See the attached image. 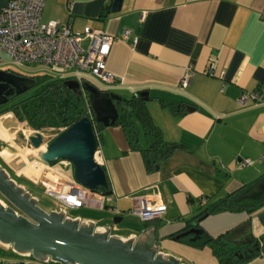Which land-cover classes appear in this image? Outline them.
Returning a JSON list of instances; mask_svg holds the SVG:
<instances>
[{
  "label": "crops",
  "instance_id": "crops-1",
  "mask_svg": "<svg viewBox=\"0 0 264 264\" xmlns=\"http://www.w3.org/2000/svg\"><path fill=\"white\" fill-rule=\"evenodd\" d=\"M4 3L0 0V7ZM111 3L44 0L39 20L63 23L70 18L72 31L90 26L115 36L105 64L115 81L108 90L124 100L146 91L149 98L142 101L161 137L181 146L149 171L124 129L112 125L95 130L96 162L110 184L106 203L116 207L118 212L112 215L122 219L109 224L77 217L107 225L113 235L125 239L155 227L159 249L174 254L161 246L176 239L174 247L192 248L176 237L187 231V222L204 206L264 176V0H122L117 12L110 11ZM122 29L129 30L127 39L119 37ZM185 74L190 79L181 88ZM241 93L248 94L243 105L237 100ZM165 103L176 104L178 110L171 111ZM3 122L0 130L10 124ZM141 135L138 147L146 146ZM29 150L28 156L35 155L36 150ZM14 152L12 160L20 158L17 166L22 150ZM14 174L13 179L19 176ZM138 194L160 198L165 210L139 225V217L129 212L131 197ZM249 216L223 211L197 223L212 238L249 220L248 233L260 236L264 228ZM0 247L14 253L8 246ZM243 264H264V258L256 253Z\"/></svg>",
  "mask_w": 264,
  "mask_h": 264
},
{
  "label": "water",
  "instance_id": "water-1",
  "mask_svg": "<svg viewBox=\"0 0 264 264\" xmlns=\"http://www.w3.org/2000/svg\"><path fill=\"white\" fill-rule=\"evenodd\" d=\"M121 2L122 0H112L110 11H119ZM33 79L11 70H0V95L3 86H10L15 90L14 95H20L34 87ZM59 84L70 90L73 95H86L92 116H83L58 133L53 130L44 132L45 134L33 131L28 135L26 146L38 148L43 143L46 145V151L38 157L28 156L27 159L39 161L43 165H51L59 159L69 160L75 182L87 189L105 188L108 185L105 171L95 162L93 155L97 147L95 126L115 125L118 112L127 107L125 100L108 89H99L86 81L80 84L74 79L65 78ZM138 97L141 100L149 98L146 91H139ZM14 143L23 147L17 140H14ZM4 147L10 153L17 150L14 145L7 144ZM19 159L16 157L8 162L11 170L17 171L15 164ZM22 164L25 163L21 162L19 165ZM254 194L264 195V176L254 181L240 197ZM0 198V244L10 247L16 255L33 257L41 263L53 261L60 264H186L174 254L163 253L159 249L155 227H148L138 235L125 239L113 235L111 227L107 225L101 227L92 220L70 217L63 208L44 210L37 204V198L30 194L24 185L14 181L1 163ZM207 215L208 213L195 219L187 231L179 233L176 238L189 233L199 235L202 229L195 223H199ZM253 218L264 228V207L249 216L250 220ZM121 219V216H113L111 223H117ZM263 238L262 236L260 240H254L255 249L245 251L238 257L237 252L218 257L219 264H243L249 261L261 250L262 245H259L258 241Z\"/></svg>",
  "mask_w": 264,
  "mask_h": 264
},
{
  "label": "built area",
  "instance_id": "built-area-1",
  "mask_svg": "<svg viewBox=\"0 0 264 264\" xmlns=\"http://www.w3.org/2000/svg\"><path fill=\"white\" fill-rule=\"evenodd\" d=\"M0 7V51L9 53L10 61L14 65L23 63H37L46 72H51L53 66L60 67L63 75L78 83L86 81L96 85L99 89H106L114 84V79L105 68L107 55L111 42L115 36L94 29L90 26L81 28V31H72V22L68 18L60 23L56 20L41 22V8L44 0H4ZM130 35L128 29H122L119 37L127 39ZM85 41V44L82 42ZM135 41V38L132 39ZM15 72V71H14ZM59 78V77H56ZM65 79V78H61ZM189 75L180 79V87H185L189 82ZM247 93H241L237 100L245 103ZM255 97V94L249 95ZM91 110L88 114L91 116ZM24 124L27 122L24 121ZM32 130V129H31ZM59 130H54L58 133ZM36 131V130H33ZM32 131V132H33ZM37 132V131H36ZM96 151L94 159L97 161ZM251 161L245 160L244 164ZM43 165V164H42ZM48 174L39 179L31 180L40 184L42 189L67 209H77L83 206L107 209L117 213V208L108 206L106 195L99 190L87 189L72 178L73 168L69 160L59 159L49 165H43ZM69 171L71 175L65 177L63 172ZM133 207L130 213L137 215L142 221H150L158 217L165 210L166 204L160 198H145V195L132 196ZM24 259H2L0 264H27L29 256ZM260 257L264 258V250ZM29 259V260H28Z\"/></svg>",
  "mask_w": 264,
  "mask_h": 264
},
{
  "label": "trees",
  "instance_id": "trees-1",
  "mask_svg": "<svg viewBox=\"0 0 264 264\" xmlns=\"http://www.w3.org/2000/svg\"><path fill=\"white\" fill-rule=\"evenodd\" d=\"M30 76L34 78V91L25 97L19 96L13 100L11 104L4 106L3 109H0V114L12 112V116L15 120L27 122L29 128L36 131L59 130L70 126L83 116L91 118L92 115L90 116L88 114V110H91V108L88 106L86 95H73L70 90L59 84L62 80L60 78H50L40 82L39 76ZM37 82L38 84H36ZM165 104L169 106L170 110L173 112L178 110L176 104ZM125 105L127 107L118 112V120L115 125L124 129L126 134L125 138L130 146L134 150L137 148L142 154L146 169L149 171L155 170L160 159L166 158L172 154L174 149L181 145L176 142L166 141L161 137L160 129L153 124L151 116H149L146 111L145 104L138 96L125 100ZM183 111L184 110H182V112ZM138 127H141V130ZM99 128V125L95 126V130ZM141 134L146 141V146L144 147L137 146V138ZM45 148L46 145L42 150ZM251 184L252 183L234 193H228L221 199L204 206L196 218L187 222L188 226H190L195 219L207 213L211 215L212 213L229 211L234 213L246 212V214L252 215L259 211L264 207V195L257 196L254 194L249 197H240ZM109 185L108 182L105 188H100L98 190L107 195L111 192ZM250 222L249 220L244 221V223L223 232V234H219L217 237L211 238V236L205 235L202 231L199 235L189 233L180 238L184 240V242H187V245L189 244L199 249L203 245L208 244L212 249L213 255L216 257H224V255L232 253L235 246L239 244L242 239L247 237L245 234L238 238V235L243 234L244 229L250 227ZM195 224L198 228L200 227L198 223ZM262 236L264 237V232L260 235V237ZM248 237H250L251 240L253 239V241L256 239L260 240L259 236L255 237L252 234H249ZM261 241L264 242V238ZM229 244H232V246ZM262 250H264V247H262L258 253L260 254ZM238 264L240 263L238 262Z\"/></svg>",
  "mask_w": 264,
  "mask_h": 264
},
{
  "label": "rangeland",
  "instance_id": "rangeland-1",
  "mask_svg": "<svg viewBox=\"0 0 264 264\" xmlns=\"http://www.w3.org/2000/svg\"><path fill=\"white\" fill-rule=\"evenodd\" d=\"M0 70H11V71H15L21 74L23 73L27 75L39 76L40 82H42L45 79H50V78L59 77L61 79V78L70 77L69 75H66V76L63 75L61 68L57 66L51 67L50 68L51 72H46L42 67H40L39 64L35 62L34 63H23L21 65H14L12 61H10L9 53L5 51H0ZM36 84H38V82ZM34 88H35V85L33 88L26 90L22 94L18 95V97L19 96L25 97L29 95L30 93H32V91H34ZM109 88L110 86L106 89H109ZM144 104L145 106L147 105V103H144ZM12 115H13L12 112H5L3 114H0V125L4 123L3 121L8 122V124L10 123L9 125H7L4 128H1L0 130V137L5 140L9 139L7 142L0 139V163L2 164V167H4L6 171H9V174L11 177L16 176L14 174V171L11 170L10 166H8L9 164L8 162L12 161L15 152L10 153L8 150L5 149L4 146L9 144V145H14V147L17 146V148H20L22 150L21 154L23 156L22 157L23 159L21 161L25 164H22V166H20L19 165L20 163H19L17 165V168H16L17 171L15 172L19 174V176L14 178L15 179L14 181L18 183L19 182L22 183L26 187L27 191H29L30 194L34 195L37 198V204L41 206L44 210L51 211L54 209H60L61 205L59 204V202L55 200L54 197H51V195H48L47 193H45L40 184L31 183L32 179L35 180V178L37 177L39 179L42 175H44L47 172V170L44 168L41 162L36 161V160L28 161V159H26V156H28L31 153V151L29 150L30 148L26 146V143H27L28 135L32 134L33 130L29 128L28 124H24V121L15 120V118H13ZM138 128L141 130V127H138ZM37 131L44 133L50 130H45V131L37 130ZM19 135L21 137L23 136L24 137L21 138L19 137ZM46 137L47 136L45 135V138ZM48 137H51V136L48 135ZM14 140H17V142L22 144L23 147H20L18 146V144L14 143ZM32 152H34V150H32ZM39 154H40V151H36L33 157H36V156L38 157ZM27 169H30V173L32 175H28ZM66 172H69V171H66ZM46 176H49V174ZM0 200L2 199L0 198ZM65 213L66 215L73 216V217H77V216H80L81 218L91 217L98 221L100 220L101 223L105 221L106 223H109V224H111L112 218H113L112 213L105 212L104 209L100 210V209L92 208V207L88 208L87 206H83L77 209L69 208L65 211ZM137 223L141 225L143 222L141 221V219L138 218ZM245 234L248 237L249 235L248 229H244V233L238 235V238L242 237ZM247 237L246 239H248ZM168 242L170 244H168ZM168 242L163 244L161 248L172 250L173 252H175L174 254L176 256L181 255L180 259L182 261H185L190 264H219L218 257L213 255L212 249L208 244L203 245V247L199 249V248H193V247L192 248L186 247L185 245L184 246L176 245L174 247V245H172L173 244L172 242L174 243L177 242L176 239H172V242L171 241H168ZM229 245L232 246V244H229ZM12 256L14 257L15 253H10V251L4 252V249L0 247V260H2V258L6 259ZM27 264H60V263H57V262L53 263V261H46V262L41 263L40 261H36L33 257H30V260L28 261Z\"/></svg>",
  "mask_w": 264,
  "mask_h": 264
},
{
  "label": "flooded vegetation",
  "instance_id": "flooded-vegetation-1",
  "mask_svg": "<svg viewBox=\"0 0 264 264\" xmlns=\"http://www.w3.org/2000/svg\"><path fill=\"white\" fill-rule=\"evenodd\" d=\"M14 73H17V74H20L22 76H26V77H31L30 75H27V74H21V73H18V72H14ZM34 80V79H33ZM3 91H1V95H0V101H3L2 103H0V109H3L4 106H7L9 104H11V102L13 100H15L16 98H18V95H14V89L12 90V88L10 86H3ZM28 170V169H27ZM253 239L251 240L250 237H248V239L244 238L242 239V241H240L239 244H237L235 246V249L232 251V252H237V257L240 256L241 253L245 252V251H251L253 249H255V246H253ZM258 244L259 245H262V247H264V242L262 241H258Z\"/></svg>",
  "mask_w": 264,
  "mask_h": 264
},
{
  "label": "bare ground",
  "instance_id": "bare-ground-1",
  "mask_svg": "<svg viewBox=\"0 0 264 264\" xmlns=\"http://www.w3.org/2000/svg\"><path fill=\"white\" fill-rule=\"evenodd\" d=\"M45 134V133H44ZM44 137H45V135H43ZM45 139V138H44ZM45 145L42 143V144H40V147H38V148H33L34 150H36V151H41V153L42 152H44V151H46V148L44 149V150H42V148L44 147ZM30 149H32V148H30ZM25 150V149H24ZM33 173V172H32ZM28 175H32L31 173H30V169H28Z\"/></svg>",
  "mask_w": 264,
  "mask_h": 264
}]
</instances>
